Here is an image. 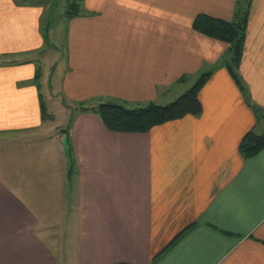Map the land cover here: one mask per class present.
<instances>
[{
    "label": "crops",
    "instance_id": "crops-1",
    "mask_svg": "<svg viewBox=\"0 0 264 264\" xmlns=\"http://www.w3.org/2000/svg\"><path fill=\"white\" fill-rule=\"evenodd\" d=\"M240 1L82 0L56 42L42 0H0V264H264V148L238 149L264 131V0L237 66L249 101L220 64L228 44L191 25ZM210 67L201 112L147 131L73 107L166 103Z\"/></svg>",
    "mask_w": 264,
    "mask_h": 264
},
{
    "label": "trees",
    "instance_id": "trees-1",
    "mask_svg": "<svg viewBox=\"0 0 264 264\" xmlns=\"http://www.w3.org/2000/svg\"><path fill=\"white\" fill-rule=\"evenodd\" d=\"M248 6L249 0L241 2V4L238 3L232 19L229 20L199 12L194 16L191 23L192 27L199 32L223 40L228 44L220 64L224 65L230 77L241 93L246 97L245 99H247V101H249V96L237 72V66L242 53ZM84 13H86V11L82 8V0H70L67 7L64 9L63 15L67 18H71L75 15H82ZM46 22L48 26L50 23L49 19ZM43 37L45 40L48 39L47 28L43 32ZM212 70L213 67L201 70L185 90L166 103L161 104L154 100H148L143 103L130 105L124 101L103 100L86 106L81 104L79 109L81 111L95 112L104 126L112 131H147L156 124L176 119L186 114L198 115L202 109L198 92L211 75ZM38 77L39 70L37 69L35 70L34 78L37 79ZM178 79L179 81L185 80L186 75H182ZM40 107L41 111L45 108L42 96L40 97ZM251 107L256 116L262 113L255 105L251 104ZM262 148H264V131L255 132L252 129L243 134L238 145L239 152L244 158L254 155ZM67 153L69 156V148H67ZM69 163L72 165V159H70ZM181 232L173 237L167 246L170 245Z\"/></svg>",
    "mask_w": 264,
    "mask_h": 264
},
{
    "label": "rangeland",
    "instance_id": "rangeland-1",
    "mask_svg": "<svg viewBox=\"0 0 264 264\" xmlns=\"http://www.w3.org/2000/svg\"><path fill=\"white\" fill-rule=\"evenodd\" d=\"M42 1L44 2L43 4L45 5V8L47 7V10L50 7V10L47 11V15L52 17V21L54 22V25H55V27L53 26V28L51 29L49 36L52 41L59 42L60 40H62V37H63V32L61 29L62 22L64 20L63 12H64V9L67 7V4L70 0H42ZM51 4L53 6H51ZM192 81L193 79L189 81L188 85ZM187 86L184 87V89L183 87H179V88L172 87L168 92L170 93V96H175V94H179L183 90H185ZM179 90H182V91H179ZM73 107H79V105L77 103H74Z\"/></svg>",
    "mask_w": 264,
    "mask_h": 264
},
{
    "label": "water",
    "instance_id": "water-1",
    "mask_svg": "<svg viewBox=\"0 0 264 264\" xmlns=\"http://www.w3.org/2000/svg\"><path fill=\"white\" fill-rule=\"evenodd\" d=\"M62 143H63L64 147H66V143H65V138L64 137L62 138Z\"/></svg>",
    "mask_w": 264,
    "mask_h": 264
}]
</instances>
